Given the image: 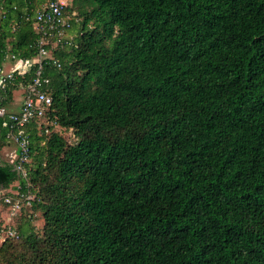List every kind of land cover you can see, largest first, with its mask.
I'll use <instances>...</instances> for the list:
<instances>
[{
  "label": "trees",
  "instance_id": "obj_1",
  "mask_svg": "<svg viewBox=\"0 0 264 264\" xmlns=\"http://www.w3.org/2000/svg\"><path fill=\"white\" fill-rule=\"evenodd\" d=\"M42 1L0 0V66L37 54L26 16ZM67 12L74 45H47L61 64L45 66L53 104L26 127L36 198L0 264H264V0H74ZM5 122L0 190L26 188L1 155Z\"/></svg>",
  "mask_w": 264,
  "mask_h": 264
},
{
  "label": "built area",
  "instance_id": "obj_2",
  "mask_svg": "<svg viewBox=\"0 0 264 264\" xmlns=\"http://www.w3.org/2000/svg\"><path fill=\"white\" fill-rule=\"evenodd\" d=\"M14 9L17 8L13 5ZM67 3L62 0H43L39 9L27 20H32L35 30L40 35L36 42L37 54L32 58L14 57L12 66H0V91L9 85H17L21 93L18 110H8L0 104V117L9 126L7 139L11 143V151L7 153V160L15 163V169L27 179L26 188L17 183L9 188L0 190V245L9 238H18L15 219L26 208L32 207L35 194L31 192L30 172L31 139L26 127L35 120H40L53 104V97L48 90L51 78L45 73V66L50 61L61 66L57 59L52 58L47 45L59 47L74 45V36L70 33L75 13L67 12ZM7 10L0 2V17H5ZM32 77L25 81L23 77L30 73ZM21 78V79H20ZM46 132L49 129L46 128Z\"/></svg>",
  "mask_w": 264,
  "mask_h": 264
},
{
  "label": "rangeland",
  "instance_id": "obj_3",
  "mask_svg": "<svg viewBox=\"0 0 264 264\" xmlns=\"http://www.w3.org/2000/svg\"><path fill=\"white\" fill-rule=\"evenodd\" d=\"M70 1L71 0H69V2ZM73 1L74 0H72L71 2H73ZM72 34L74 35V32ZM4 64H5V66H12L14 64V61L10 57H8L5 59ZM13 96H14V101L12 103L6 104V106L8 107V110H18L19 109L18 103H20V101H21L20 91H18V90L14 91ZM11 150H12L11 147L2 149V151H1L2 157H6L7 153L10 152ZM29 210L30 209H25L24 212L23 211L22 212H23V214L31 213V211H29ZM20 214H19V216H20ZM23 216H25V215H22L21 218ZM17 220H18V218H17ZM17 220H16V222H17ZM32 223L36 227L38 233L41 235L43 233L42 229L44 227L43 212H41V211L33 212Z\"/></svg>",
  "mask_w": 264,
  "mask_h": 264
},
{
  "label": "crops",
  "instance_id": "obj_4",
  "mask_svg": "<svg viewBox=\"0 0 264 264\" xmlns=\"http://www.w3.org/2000/svg\"><path fill=\"white\" fill-rule=\"evenodd\" d=\"M62 1H64L65 3H67V5H69V4H72V0L69 2V0H62ZM18 106L20 107V103H18Z\"/></svg>",
  "mask_w": 264,
  "mask_h": 264
}]
</instances>
